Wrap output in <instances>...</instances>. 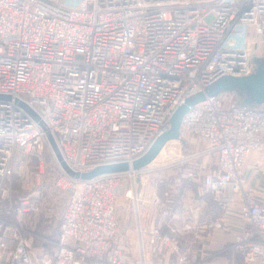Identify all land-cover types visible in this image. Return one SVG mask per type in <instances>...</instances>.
<instances>
[{
	"label": "built area",
	"instance_id": "2783aa9c",
	"mask_svg": "<svg viewBox=\"0 0 264 264\" xmlns=\"http://www.w3.org/2000/svg\"><path fill=\"white\" fill-rule=\"evenodd\" d=\"M262 58L264 0H0V264H32L38 235L24 217L53 216L56 198L58 233L44 239L52 264H125L114 212L120 182L175 150L168 142L139 171L71 174L131 165L196 96L203 100L183 117L179 141L196 138L216 157L217 171L202 176L215 202H242L246 228L227 250L264 264V204L246 194L244 178L247 158L264 151V106L207 92L223 78L253 75ZM17 156L34 162L37 181L51 170L49 200L34 189L11 204ZM176 157L172 165L188 161ZM170 248L174 264L206 261Z\"/></svg>",
	"mask_w": 264,
	"mask_h": 264
},
{
	"label": "crops",
	"instance_id": "0c3cea01",
	"mask_svg": "<svg viewBox=\"0 0 264 264\" xmlns=\"http://www.w3.org/2000/svg\"><path fill=\"white\" fill-rule=\"evenodd\" d=\"M180 147L188 161L179 167L155 175L142 173L135 180L126 176L120 182L114 212L125 264H174L176 253L170 247L187 256L202 253L204 264H245L239 253L227 250L234 235L246 228L241 200L220 205L205 190L202 176L216 172L217 161L204 143L187 138ZM244 175L246 194L264 204V151L247 158ZM49 222L41 225L47 239L54 236ZM53 229L56 237L57 224ZM165 237L169 246L162 242Z\"/></svg>",
	"mask_w": 264,
	"mask_h": 264
},
{
	"label": "rangeland",
	"instance_id": "374dc122",
	"mask_svg": "<svg viewBox=\"0 0 264 264\" xmlns=\"http://www.w3.org/2000/svg\"><path fill=\"white\" fill-rule=\"evenodd\" d=\"M263 60V61H262ZM262 65L258 64V70L254 73L257 77L253 78L252 76L249 77L252 81H255L258 85H262V81H264V58H262ZM259 61V62H260ZM253 74V75H254ZM259 80V81H258ZM219 82L215 83L211 88L207 89V92H214L217 89V85ZM225 85H234L232 82H226ZM242 84L241 86H243ZM238 89V90H237ZM238 92L242 93L238 94ZM227 99L234 101V102H245L249 105H258L261 106L264 103L263 96L258 93L250 90V88H240L238 86L234 87V89L228 90L226 92ZM183 141V140H182ZM182 141H173L168 143L166 150H175L176 156L183 157V153L181 151L180 143ZM185 141V140H184ZM170 156V155H169ZM176 156L165 157L163 161L162 158H159L155 162V168L150 170L146 168L145 174H160L166 173L172 170L175 167H179L180 165H172L176 163L178 158ZM12 174L9 178L8 188H9V198L10 202L13 206L16 205L17 200L25 197L34 189H41L42 196L49 200V193H53L52 191V172L48 170L45 176L37 181L35 178V170L36 166L32 160L27 157L21 156L14 158V162L11 164ZM44 199V200H45ZM57 202L54 203V215L50 217V219H44L43 217H35L34 215H26L24 219V224L28 231L33 232L34 234L38 235V238H33L30 240V247L28 249L30 258L32 260V264H52L53 260V246L44 241V239L50 241L55 240V222L52 221L58 214L59 208L61 203L63 202L61 198H56ZM50 221V222H49ZM49 222L52 227V233L54 236L48 237L46 231H42L41 225L43 223ZM39 224V225H38ZM38 225V226H37ZM55 237V238H54ZM47 243V244H46Z\"/></svg>",
	"mask_w": 264,
	"mask_h": 264
},
{
	"label": "water",
	"instance_id": "95a60500",
	"mask_svg": "<svg viewBox=\"0 0 264 264\" xmlns=\"http://www.w3.org/2000/svg\"><path fill=\"white\" fill-rule=\"evenodd\" d=\"M263 61V60H262ZM262 61L258 62V64L262 65ZM258 70V69H257ZM257 73V72H256ZM253 78H256L257 76L250 75ZM226 77L221 79L219 84L217 85V89L214 92H208L210 95H215L222 92H227L228 90L234 89V87L238 86L240 88L248 87L250 90L254 92L260 93L264 99V81H262V85H258L255 81H252L249 79V77ZM259 81V80H258ZM226 82H232L234 85H225ZM244 84L243 86H241ZM238 90V89H237ZM203 100L202 96H196L190 99H187L182 105L177 107V109L174 111L173 115L170 118L169 121V128L163 132L161 135H159L150 145L149 149L143 154L139 159L132 162L131 165H128L126 163L121 164H114V165H106L101 166L96 169H94L90 173L86 174H71L73 178H82V179H90L95 176H99L102 174H112V173H126L131 171H139L146 167L151 161H153L156 156L158 155L159 151L162 149V147L171 141H178L180 139V127L183 117L187 114V112L195 106L197 103L201 102ZM52 147L53 143L51 142ZM55 155L58 160V162L62 164L61 158L58 154V152L55 150Z\"/></svg>",
	"mask_w": 264,
	"mask_h": 264
},
{
	"label": "bare ground",
	"instance_id": "6f19581e",
	"mask_svg": "<svg viewBox=\"0 0 264 264\" xmlns=\"http://www.w3.org/2000/svg\"><path fill=\"white\" fill-rule=\"evenodd\" d=\"M129 174H132V175H134L133 173H129Z\"/></svg>",
	"mask_w": 264,
	"mask_h": 264
},
{
	"label": "trees",
	"instance_id": "16d2710c",
	"mask_svg": "<svg viewBox=\"0 0 264 264\" xmlns=\"http://www.w3.org/2000/svg\"><path fill=\"white\" fill-rule=\"evenodd\" d=\"M261 106H264L263 103L261 104Z\"/></svg>",
	"mask_w": 264,
	"mask_h": 264
}]
</instances>
